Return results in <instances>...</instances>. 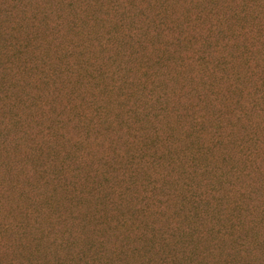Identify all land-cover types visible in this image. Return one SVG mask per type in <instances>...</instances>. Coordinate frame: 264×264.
Here are the masks:
<instances>
[{
	"label": "rangeland",
	"instance_id": "374dc122",
	"mask_svg": "<svg viewBox=\"0 0 264 264\" xmlns=\"http://www.w3.org/2000/svg\"><path fill=\"white\" fill-rule=\"evenodd\" d=\"M76 44L93 56L78 62L66 52ZM262 88L264 0H0V264H48L61 250L73 259L77 230L113 253L125 227L130 241L180 228L183 240L188 228L194 262L264 264ZM250 106L255 116H241ZM254 122L247 158L236 141ZM153 141L204 151L197 198L187 200L182 167L143 156Z\"/></svg>",
	"mask_w": 264,
	"mask_h": 264
},
{
	"label": "trees",
	"instance_id": "16d2710c",
	"mask_svg": "<svg viewBox=\"0 0 264 264\" xmlns=\"http://www.w3.org/2000/svg\"><path fill=\"white\" fill-rule=\"evenodd\" d=\"M69 6L71 8H74L72 4L69 3ZM3 15L5 17L11 16L8 10H5ZM161 16V14H159ZM162 17V16H161ZM58 23V22H57ZM56 23V26L58 25ZM134 23V22H132ZM105 25V24H104ZM135 25L131 24L128 26V36L131 35L130 31L134 30ZM93 44V43H92ZM102 42L98 43L96 46H99V51H101L103 54L106 52V48L103 46H100ZM26 47V46H25ZM86 47L84 44H76L70 47L66 52L69 54H76L78 62H81L83 57L88 58L93 56V53L89 50L86 51ZM20 52L19 49H17L16 54ZM43 54V52H42ZM111 68L112 73H115V66L113 62H111ZM114 68V69H113ZM145 76V75H144ZM153 79L152 83L155 84L154 78L147 76L145 77V82ZM124 81V77H120L119 80L116 79L117 82ZM211 96H217L214 92H212ZM161 97H158L157 99H160ZM264 98V92L263 88L259 91L258 98H256L255 103H261ZM235 103H240L237 100ZM137 108L142 107L144 109H148L146 102L142 101L139 106H136ZM253 109V106L247 107L244 112H241V116H255V110L251 111ZM258 109V108H256ZM167 111V110H165ZM133 106H131L130 112L128 113L127 121H126V127L128 130L133 129V126L136 124L132 121V114ZM130 114V115H129ZM203 121L201 120V117H199L197 114L194 115V117L191 120L190 128L194 133H197L198 135L203 132L200 127L203 124ZM251 122V121H250ZM262 122H254L251 126L249 125L250 131L245 132L244 137L241 139V141H236L237 147L241 150L242 153L245 154L247 158L252 156L251 151V142H256L255 136L252 132V129L257 128L261 125ZM223 134V133H221ZM221 136L215 137V147L218 149L221 148L223 142L221 141ZM196 146V144H195ZM159 145L157 142L153 141L151 143H147L145 146V152L143 154L144 157L150 158L153 162H158L160 160H168L169 166L171 168L175 167H182L183 169L180 170L181 174H183L184 182H183V188L190 193V197H188V201L191 202L192 198H197L196 194L192 191V175L198 171V170H204L206 169V164H201V158L202 155H204V151L202 149H190L187 151H182L176 148L175 145H171L165 149H162V151H159ZM220 155H224V152H219ZM187 159L188 162H190V167L186 168L183 165L175 166L180 158ZM135 160V156H132L130 159V162H133ZM133 171L130 170L131 177L133 178ZM248 177L253 176L252 173L247 174ZM131 183V182H130ZM149 185H154L153 182H149ZM209 190L211 194H216L218 191L217 189V182L213 179H211L208 182ZM152 189L150 191H146L142 198V203L145 205L148 203L149 198L151 197ZM196 206L194 207V210L196 211V214L201 217L204 214V211H207L206 215L210 216L209 213V205L206 202H200L196 201ZM116 208H118L121 203L115 204ZM144 205V206H145ZM144 206H140V209L143 211ZM205 215V214H204ZM107 218V217H106ZM74 220L78 223H83L85 221L84 216H75ZM126 222H122V225L124 226ZM150 228L153 229V226ZM179 230H182V228L178 230H170V233L168 236H166V233H159L160 235L152 240H143V235H138V238H136L134 241L129 240V235L131 232V229H128L125 227V238L122 240V243L120 246H118L115 250V252L111 253V249L108 245V241L103 238L102 236L99 238L98 242H96V238L94 236H90L87 231H81L77 230L75 232L76 237V244H75V252L73 259H64L63 256L65 251L58 252V254L50 261L48 264H211L209 260H202L193 261V256L196 254V245L193 247H186L185 242L183 241L184 238L189 239L192 237V232L187 228L182 232V236L184 237L183 240L179 237ZM145 235V234H144ZM140 242L142 244H140ZM70 245H74L73 242L70 240ZM241 246V245H240ZM48 257V255H46ZM43 257V256H42ZM49 258V257H48ZM50 259V258H49ZM229 264V263H227Z\"/></svg>",
	"mask_w": 264,
	"mask_h": 264
}]
</instances>
